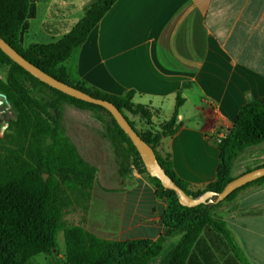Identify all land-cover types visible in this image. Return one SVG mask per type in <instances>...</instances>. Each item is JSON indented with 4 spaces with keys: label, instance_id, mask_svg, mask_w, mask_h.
<instances>
[{
    "label": "crops",
    "instance_id": "obj_1",
    "mask_svg": "<svg viewBox=\"0 0 264 264\" xmlns=\"http://www.w3.org/2000/svg\"><path fill=\"white\" fill-rule=\"evenodd\" d=\"M96 1L37 0L24 48L62 39ZM61 65L75 84L114 96L134 91V103L156 111L154 125L171 118L181 91L180 128L162 146L176 177L204 189L217 181L219 141L245 105L264 99V0H116ZM134 121L145 128L139 117ZM260 145L248 149L258 153L251 164L245 163L248 154L239 160L246 149L238 154L233 177L264 165ZM106 147L96 140L83 154L95 164L98 149L104 150L110 166L100 179L118 174ZM120 184L103 189L119 198L108 200L101 221L106 235L99 237L156 241L164 232L166 201L145 176L128 174ZM215 218L227 224L251 264H264V184L243 189Z\"/></svg>",
    "mask_w": 264,
    "mask_h": 264
},
{
    "label": "trees",
    "instance_id": "obj_2",
    "mask_svg": "<svg viewBox=\"0 0 264 264\" xmlns=\"http://www.w3.org/2000/svg\"><path fill=\"white\" fill-rule=\"evenodd\" d=\"M36 2L0 0V36L26 60L59 81L115 104L140 137L154 149L169 177L187 195L198 198L207 191L221 192L233 179L230 173L238 154L264 142L263 99L245 105L233 129L219 141L221 163L217 181L204 189H191L176 177L170 154L162 146L163 139L173 136L180 128L177 120L184 103L181 91L171 118L156 128L152 122L156 111L149 105L134 103V91L114 96L81 83L75 84L61 65L87 40L116 0H97L62 39L24 48L23 34L28 29L29 19L35 16ZM5 68L8 72L6 81L0 79V93L6 96L14 119L0 141V264H29L35 256L51 255L58 247L60 232L64 233L66 246L65 262L61 264H151L161 253L165 240L173 236L181 238L162 264H217V253L225 257L226 264H251L224 221L202 210L203 204L192 208L181 205L174 191L165 189L159 179L150 175L158 195L165 191L176 197H168L164 232L156 241L104 240L82 226L68 225L63 220L67 211L76 207L88 209L97 168L81 156L65 132L63 112L66 104L92 110L104 125L105 137L110 140L115 155L123 158L125 148L147 172L145 165L129 136L105 108L73 98L41 82L0 49V71ZM101 111L109 114L113 124L100 116ZM126 112L139 117L145 128L137 129ZM124 163L123 159L118 161L122 175L127 174ZM258 184H264V177L240 187L220 203H228L243 189ZM196 210L202 211L200 215L183 223L175 218L178 213ZM176 225L178 229L175 230Z\"/></svg>",
    "mask_w": 264,
    "mask_h": 264
},
{
    "label": "rangeland",
    "instance_id": "obj_3",
    "mask_svg": "<svg viewBox=\"0 0 264 264\" xmlns=\"http://www.w3.org/2000/svg\"><path fill=\"white\" fill-rule=\"evenodd\" d=\"M7 72H8L7 68L0 71V79L1 80L6 81ZM0 108H1V110H0V141H1L5 135L6 130L9 127L10 121L14 119V114L11 111L9 102H8V104L3 103L0 106ZM99 114L107 122L113 124L112 119L108 113L101 111ZM125 114L128 116L129 119H131L133 121H134V118H137V117H133L128 112H126ZM135 124H136L137 129H140V130L144 129L139 124V122H135ZM162 124H163V122L160 123L159 125L155 124L154 126L157 128V127H160ZM63 125L65 128L66 134L74 142L79 153L81 154V156L84 159H85V157L83 156V154H85L86 151H88L90 149L89 145H91V143L93 141H96V140L105 141L109 144V146H111L110 140L105 137L106 132H105L104 125L99 120H97V118H96V116L92 110L79 109L73 105L66 104L64 106V112H63ZM263 143L264 142L260 143L261 145L260 144H257V145H260L259 147H264ZM124 146L127 147L126 144ZM254 146H256V145H254ZM111 147H109V148L106 147L105 150L108 152V150L112 149V151L115 154V151ZM251 147H253V146H251ZM251 147L246 148V150L244 149L245 152H243V154H241L239 156L240 157L239 160H241L244 158L242 156H246V154H248L246 156L247 159L245 161L246 165L254 162L255 158L258 156V153L256 150L252 149V150L248 151V149H250ZM124 151L125 152L122 155V156H124L123 158H118L115 155V157H116L115 163L116 164H113V167H114V165L116 167H118V174L109 175V178L107 177V179L105 177H104V179H100L102 173L105 174L106 169H109V166H110L109 165L110 160L108 162L107 155L105 154L104 150H101L100 148L98 149L97 155H99V158H98L99 161L95 164H93V163H91L85 159L87 162H89L90 164H92L93 166H95L97 168L96 182L94 184V188H93L92 196H91V200L93 198V205L90 208V204H89V207L87 210H83L79 207H76L74 209L72 208L69 211H67L63 220H65L68 225L82 226L86 230H88L89 232L94 234L96 237H99L100 235H102V233L105 236L106 235V230H105L106 228L101 227L102 226L101 221L105 220L107 217V214H106L104 209L106 207V204L108 203V200L113 202L119 198L117 194H112L110 191L106 192L105 190H103V189H105V187L109 188V186L119 185L121 182L124 181V179H126L128 177V174L134 175V177H136L138 175L145 176L146 179L149 180L151 182V184L155 187L153 181L150 179L148 172H144L143 166L138 161H136V162L134 161L135 159H134L133 155H131V153H129L128 150H125V148H124ZM99 152H100V154H99ZM252 154H253V156H252ZM236 158H235V160H236ZM120 159H121V161L123 159L125 162L124 166L127 170L126 175H122L119 171L118 161H120ZM235 160H234V162H235ZM234 162H233V165H234ZM239 170H241V172H242V169H239ZM250 170H253V169H246L243 173L250 171ZM243 173H240L237 171L236 175L240 176ZM230 176L233 179L236 178V177H233L231 175V173H230ZM108 193H110V194H108ZM159 195H161L162 198L166 201V205H167L166 210L168 209V206H169L168 197H172L173 199L176 198L172 192L163 191V192L159 193ZM216 199H217V197H213L210 201L208 200L205 203H203V209H202L204 211H209L211 214L214 215V217H216L218 214H220V212L224 209V207L226 205V203L216 202ZM90 203H91V201H90ZM90 210H92V211H90ZM111 211H113V207H112ZM201 212L202 211H200V210H196V211H190V212L185 213V214H179L178 213L175 216V218L180 223H183L186 219H190L192 217L200 215ZM112 216H113V214H112ZM107 223H109V222H107ZM110 223H113V219L110 221ZM174 229L175 230L178 229V225H176V227L174 226ZM204 236H207L206 233ZM99 238H101V237H99ZM180 238H181L180 236H173L172 238H167L164 242L161 253L157 257H155L151 260V264H162L163 261L167 258L170 251L177 244V242L179 241ZM206 238L208 239V237H206ZM101 239L107 240L105 238H101ZM108 240H110V239H108ZM57 241H58V247L51 253V255L40 254L38 256H35L29 262V264H61L62 262H65L66 246H65V238H64L63 232L59 233ZM113 241H118V240H113ZM215 260H216L217 264H226L224 262L225 257H222L219 253L216 254Z\"/></svg>",
    "mask_w": 264,
    "mask_h": 264
},
{
    "label": "water",
    "instance_id": "obj_4",
    "mask_svg": "<svg viewBox=\"0 0 264 264\" xmlns=\"http://www.w3.org/2000/svg\"><path fill=\"white\" fill-rule=\"evenodd\" d=\"M0 49L15 63L20 65L23 69H25L27 72H29L32 76H34L41 82L66 95H69L78 100L101 106L105 108L108 112H110V114L115 119L116 123L129 136L133 145L136 147L148 174L151 177L159 179L165 189L174 191L178 197L179 203L183 206L189 208L196 207L200 204L205 203L208 200L210 201L213 197H217L216 202H221L240 187L254 180L264 177V166H261L253 170L247 171L242 175L232 179L221 192L207 191L198 198L189 196L169 177V175L159 163L154 149L140 137V135L135 131V129L132 127V125L129 123V121L126 119V117L122 114V112L117 108L115 104L108 100L93 97L92 95L76 88L75 86H70L59 81L58 79L54 78L50 74L46 73L39 67L26 60L1 36ZM3 103L8 104V100L5 95L0 94V106Z\"/></svg>",
    "mask_w": 264,
    "mask_h": 264
}]
</instances>
